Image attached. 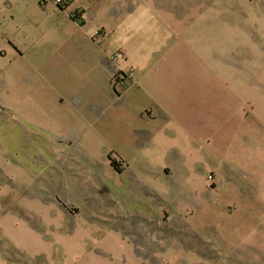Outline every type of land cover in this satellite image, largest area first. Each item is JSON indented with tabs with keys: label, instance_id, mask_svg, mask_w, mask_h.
I'll return each instance as SVG.
<instances>
[{
	"label": "rangeland",
	"instance_id": "374dc122",
	"mask_svg": "<svg viewBox=\"0 0 264 264\" xmlns=\"http://www.w3.org/2000/svg\"><path fill=\"white\" fill-rule=\"evenodd\" d=\"M109 1L112 7L111 2L118 6L122 0ZM128 2L136 12L132 37L150 41L166 28L177 34H170L172 38L181 40L191 57L190 92L197 98L198 120L207 121L214 135L184 140L180 165L187 172L179 176L175 206L153 198L152 192L150 199L142 197L141 204H134L125 189L117 192L121 204L116 201L111 183L117 177L119 185L120 180L127 184L128 176L111 162L122 172L128 160L113 152L92 176L99 189L83 190L85 204L67 206L71 199L78 202L79 194L73 190L65 197L63 182L72 178L84 184L90 168L68 164L55 152L76 147L36 142L1 113L0 140L10 168L0 170V264H264V0ZM98 30L103 41L108 31ZM117 52L126 58L119 64L126 62V53ZM119 73L131 76V71ZM188 83L184 79L179 88L184 90ZM118 107L127 108L122 101ZM120 142L99 145L125 151L126 142ZM144 143L140 138L133 144ZM161 161L175 164L170 158ZM205 176L213 191L203 199L213 198L215 206L192 223L196 209L190 204L189 183ZM34 201L52 209L63 206L77 217L70 224L57 222L58 214L51 211L49 228L31 210ZM77 228L86 232L80 239L71 232ZM112 231L121 234L124 243L115 247L108 235ZM95 233L102 238L93 237Z\"/></svg>",
	"mask_w": 264,
	"mask_h": 264
},
{
	"label": "crops",
	"instance_id": "0c3cea01",
	"mask_svg": "<svg viewBox=\"0 0 264 264\" xmlns=\"http://www.w3.org/2000/svg\"><path fill=\"white\" fill-rule=\"evenodd\" d=\"M65 2L66 9L55 0H0V49L5 53L0 62V114L8 115L36 142L76 147L54 151L68 164L91 169H86L84 184L72 178L63 182L65 197L73 190L79 194L78 202L71 199L72 204L65 203L67 206L82 204L83 190L99 189L92 176L110 152L128 160L126 169L120 171L128 176V183L120 180L119 185L117 177L111 183L116 201L120 203L118 190L125 189L132 194L134 204H141L142 197L150 199L152 192L153 198L175 206L180 196L176 192L179 176L187 172L180 165L186 152L184 140L189 141L190 135H214L207 121L197 117V98L190 92L194 89L190 55L180 39L170 36L177 34L166 28L150 41L132 37L130 29L136 12L128 0L118 6L111 2L112 7L109 0ZM98 28L108 31L99 44L92 40ZM120 49L127 55L122 64L112 59ZM122 69L131 71L132 77L116 83L115 76ZM184 79L189 83L182 90L179 85ZM183 93L185 97L180 95ZM121 101L127 108L119 109ZM140 138L146 143L133 144ZM117 140L126 142L125 151L99 145L101 141ZM0 143V170H4L10 164L4 141ZM151 143L158 144L157 150L150 147ZM165 158L174 159L176 165L161 161ZM189 184L190 204L196 209L193 223L200 214L213 211L215 204L213 198L203 199L213 191L206 176ZM32 206L33 213L45 219L49 228L53 223L51 211L58 214L57 222L69 223L77 217L63 206L52 209L42 201H34ZM71 232L79 239L86 233L80 228ZM108 235L115 247L124 243L121 234L112 231ZM101 236L93 234L95 238ZM130 255L136 258L132 248Z\"/></svg>",
	"mask_w": 264,
	"mask_h": 264
},
{
	"label": "built area",
	"instance_id": "2783aa9c",
	"mask_svg": "<svg viewBox=\"0 0 264 264\" xmlns=\"http://www.w3.org/2000/svg\"><path fill=\"white\" fill-rule=\"evenodd\" d=\"M57 4H65V0H55ZM92 40L99 44L102 42V34H101V30H95L93 35H92ZM5 56V53L3 52V50L0 49V62L3 60ZM112 59L115 60L116 62L121 63L122 61H125V55L122 52H116L113 56ZM120 74V73H118ZM117 74V75H118ZM123 75L120 78H124L127 77L125 73H122Z\"/></svg>",
	"mask_w": 264,
	"mask_h": 264
},
{
	"label": "trees",
	"instance_id": "16d2710c",
	"mask_svg": "<svg viewBox=\"0 0 264 264\" xmlns=\"http://www.w3.org/2000/svg\"><path fill=\"white\" fill-rule=\"evenodd\" d=\"M59 6H60L61 8H63V9H66V8L68 7L67 4H59ZM74 18H77L76 15L74 16ZM122 75H123V74L120 73V74H118V75L115 76V82H116V83H118V81H119V79H120V77H121ZM111 165H112V167H113L114 169H116L117 171L120 172V170L117 168V166L115 165L114 162H111Z\"/></svg>",
	"mask_w": 264,
	"mask_h": 264
}]
</instances>
